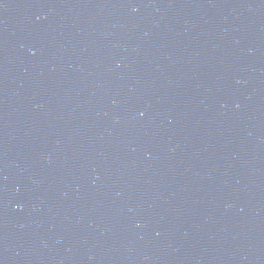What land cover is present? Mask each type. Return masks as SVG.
I'll return each mask as SVG.
<instances>
[{
	"label": "water",
	"instance_id": "95a60500",
	"mask_svg": "<svg viewBox=\"0 0 264 264\" xmlns=\"http://www.w3.org/2000/svg\"><path fill=\"white\" fill-rule=\"evenodd\" d=\"M0 264H264V0H0Z\"/></svg>",
	"mask_w": 264,
	"mask_h": 264
}]
</instances>
